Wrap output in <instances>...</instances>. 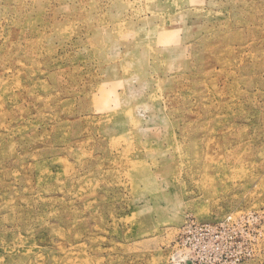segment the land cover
<instances>
[{
	"label": "rangeland",
	"instance_id": "1",
	"mask_svg": "<svg viewBox=\"0 0 264 264\" xmlns=\"http://www.w3.org/2000/svg\"><path fill=\"white\" fill-rule=\"evenodd\" d=\"M0 264H264V0H0Z\"/></svg>",
	"mask_w": 264,
	"mask_h": 264
}]
</instances>
